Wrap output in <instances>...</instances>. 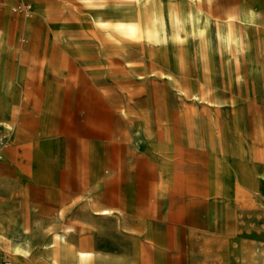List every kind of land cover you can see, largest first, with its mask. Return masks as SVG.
<instances>
[{"label": "rangeland", "instance_id": "374dc122", "mask_svg": "<svg viewBox=\"0 0 264 264\" xmlns=\"http://www.w3.org/2000/svg\"><path fill=\"white\" fill-rule=\"evenodd\" d=\"M25 1L0 0V264H264V0Z\"/></svg>", "mask_w": 264, "mask_h": 264}, {"label": "bare ground", "instance_id": "6f19581e", "mask_svg": "<svg viewBox=\"0 0 264 264\" xmlns=\"http://www.w3.org/2000/svg\"><path fill=\"white\" fill-rule=\"evenodd\" d=\"M86 1V3H87V1L88 0H85ZM130 1V0H129ZM29 12V11H28ZM28 12H26V13H28ZM199 19L197 18V21H198ZM23 23V22H22ZM101 24V23H100ZM112 25V24H111ZM119 25L120 26H128V27H130V28H135L134 27V25L133 24H130V23H119ZM225 25H226V30H225V35H224V37L226 38V40H230V38H231V31H230V25H231V21L230 20H228V21H226V23H225ZM22 26H25V27H27V26H29L28 25V23L27 22H25L24 24H22ZM105 26V25H104ZM107 26V25H106ZM113 27V26H112ZM115 27V26H114ZM144 31L146 32V35H147V38H149V29H148V27L146 26L145 28H144ZM217 33V32H216ZM218 35V34H217ZM216 35V36H217ZM2 157V156H1ZM252 164V163H251ZM247 176V175H246ZM249 176V175H248ZM249 180V179H248ZM250 181V180H249ZM109 213V212H108ZM105 214H107V210H102L101 211V215H105ZM73 228V227H72ZM72 230L70 229V228H67V230H66V232H71ZM15 252H17L18 251V249H15L14 250Z\"/></svg>", "mask_w": 264, "mask_h": 264}, {"label": "built area", "instance_id": "2783aa9c", "mask_svg": "<svg viewBox=\"0 0 264 264\" xmlns=\"http://www.w3.org/2000/svg\"><path fill=\"white\" fill-rule=\"evenodd\" d=\"M15 2H16V4L13 7V11H18V12L30 11L31 6L25 0H15ZM3 264H10V263L9 262H3Z\"/></svg>", "mask_w": 264, "mask_h": 264}, {"label": "crops", "instance_id": "0c3cea01", "mask_svg": "<svg viewBox=\"0 0 264 264\" xmlns=\"http://www.w3.org/2000/svg\"><path fill=\"white\" fill-rule=\"evenodd\" d=\"M12 3H14V5L16 4L15 0H10Z\"/></svg>", "mask_w": 264, "mask_h": 264}]
</instances>
